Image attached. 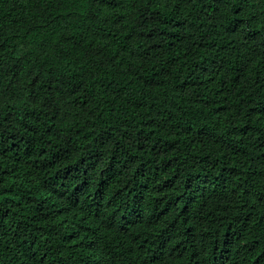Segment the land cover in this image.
Wrapping results in <instances>:
<instances>
[{
    "label": "trees",
    "instance_id": "obj_1",
    "mask_svg": "<svg viewBox=\"0 0 264 264\" xmlns=\"http://www.w3.org/2000/svg\"><path fill=\"white\" fill-rule=\"evenodd\" d=\"M0 264H264V0H0Z\"/></svg>",
    "mask_w": 264,
    "mask_h": 264
}]
</instances>
